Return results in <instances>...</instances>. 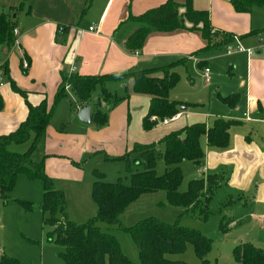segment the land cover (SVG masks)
<instances>
[{"label":"crops","instance_id":"obj_1","mask_svg":"<svg viewBox=\"0 0 264 264\" xmlns=\"http://www.w3.org/2000/svg\"><path fill=\"white\" fill-rule=\"evenodd\" d=\"M165 1L0 0V11L13 12L15 26L20 31L18 45L0 44L2 100L0 134L16 129L27 117L26 99L38 104L46 97L48 105H53L63 76H68L72 72L83 75L114 74L164 66L186 58V61L176 64L173 70L177 71L180 67L192 63V67L201 68L203 74L204 67H209V63L220 55L211 52L212 48L221 45L226 46L227 54L244 52L249 59L247 74L245 77H239L236 88L217 91L214 95L213 111L209 113L194 111L188 102L187 105H181L180 111L173 120L168 123L159 122L155 126L179 122V127L175 129L177 130L196 122H205L209 127L220 117L236 120L237 122L230 127V140L227 146H212L208 143L206 135H203L200 138L204 150L201 164L183 161L180 166L182 168L183 163L186 162L194 163L200 168L199 178L211 174L219 175L221 183L216 191H222V196L226 200L224 205H229L230 208V218L234 222L236 218L262 225L264 223V57L254 56L255 52H261L260 43L264 42L262 32L264 6L252 4L247 10L238 11L233 4L235 0H192L195 9L209 12L212 32L216 34L213 46L205 48L208 40L204 38L200 29L191 28L192 23L186 19V27L171 31L152 27L141 49H128L126 41L140 25L139 22L131 19V16L142 14ZM178 2L179 11L183 12L184 0ZM60 25L64 26L61 32L58 30ZM90 26H94V29L90 30ZM227 37H231V41L227 42ZM232 44H244L250 48L255 46L252 47L254 54L250 55L247 51L239 50L230 53L227 46ZM23 60H26L27 67L22 64ZM156 75L162 76V73ZM210 82L211 79L207 83ZM13 83L26 92V98L16 91ZM105 86L112 93L109 100L102 101L99 105L103 111L106 107L109 108L106 124L98 126L92 120L88 124L91 126H83L82 124L85 123L81 122L77 115L81 123L78 124L81 133L79 135L57 132V129L53 130L48 125L46 136L34 153V159L39 161L36 156L37 151L45 144L42 157L45 171L54 179L56 188L63 190L67 195L68 206V189L64 187L65 185L58 186L57 178L67 179V186L76 188L83 182V175L81 172L72 174L70 169L74 168L67 160L62 165L64 169L68 168L67 173L60 170V164H57L59 159L55 156L62 149L69 150L71 146H65V143L73 144L72 146L76 151H80L81 155L91 150L88 142L93 135L92 140L95 141V138L96 143L92 150H95L98 149L99 138L108 133L110 137L118 139L108 154L112 157H120L130 151L134 144L146 143L150 140L149 132L143 128V118L148 112L152 95L137 92L134 88V79L131 77L107 81ZM96 90H98L96 96L93 95L89 103L92 112L102 91L100 86ZM234 93L240 94V100L233 107L220 98ZM69 94L75 93L68 89V96ZM115 96H121L123 99L118 106L113 105L111 109L110 100ZM169 99L180 100L171 97ZM66 100L67 97L62 98L57 105L64 106ZM201 102V99L195 101L197 105L202 104ZM182 106L186 107L183 109ZM81 108L77 106L76 114ZM76 114L73 113L72 120ZM82 132L92 135L90 134V138L85 137ZM67 152L77 158V152L72 150ZM136 156L137 154L135 158ZM95 179L96 176H92L88 181L92 185ZM91 212V217L96 215L97 205ZM240 242L246 241L241 239L237 244Z\"/></svg>","mask_w":264,"mask_h":264},{"label":"trees","instance_id":"obj_2","mask_svg":"<svg viewBox=\"0 0 264 264\" xmlns=\"http://www.w3.org/2000/svg\"><path fill=\"white\" fill-rule=\"evenodd\" d=\"M233 4L236 10L244 11L252 4L264 6V0H235ZM182 6L185 10L180 12L178 0H166L142 14L132 15L131 19L136 20L140 25L128 37L126 47L132 50L141 49L152 27L171 31L186 27V19L192 23L191 28L200 29L204 38L208 40L205 48L213 46L216 34L212 32L209 12L195 9L192 0H184ZM15 27L13 12L0 11V44L6 46L14 44ZM231 39L227 37L226 41L229 42ZM184 61L186 58L164 66L114 74L83 75L72 72L68 76H63L51 107L46 97L38 104L26 99L27 117L16 129L0 134V200L5 204L16 202L31 210L33 208L31 201L10 198L9 194L21 173L31 179L41 180L43 187L41 208L43 213L47 214L44 221L53 227L48 238L64 247L60 252L63 264H133L122 251L117 237L103 231L99 226L100 222L115 224L131 233L138 247L141 264H187L184 260L172 259L168 255L183 253L188 243L194 246L200 260L199 264H211L207 255L211 250L212 240L200 230L178 223H168L155 216L142 219L128 227L121 223L119 217L143 193L159 190L165 192L169 204L183 206L192 211L199 210L203 217H206L210 200L221 183V177L211 174L205 178H194L190 181L188 189L181 191L184 175L180 163L193 161L198 165L201 164L204 150L200 138L203 135H206L208 143L212 146H227L230 140V127L237 122L236 120L220 117L209 127L205 122H196L167 134L163 138L165 144L163 158L167 166L163 175H159L156 171V145L140 142L134 144L131 151L119 157L126 160L128 169L131 170V182L127 184L122 180L106 181L104 173L96 171L91 193L97 205V213L82 223L67 217V200L64 191L56 188L54 179L45 171L43 159L40 161L34 159L35 151L46 136L53 109L68 95V89L75 93L79 107H84L89 105L97 87H101V94L92 112V120L98 126L108 121L107 112L99 108L102 101L112 97V93L105 86L106 82L129 77L134 79V88L137 92L152 95L148 112L143 118L144 129H149L158 123L152 119L153 116L162 119L176 115L181 105L187 103L170 100L168 93L179 81V73L173 70V67ZM157 73H162V76H157ZM14 88L26 98L24 90L16 84ZM220 98L233 107L239 102L240 94L234 93ZM26 143H29L26 150L19 151L16 148ZM131 152L137 154L134 161L140 169L136 171L131 167L129 155ZM234 255L240 264H264V249L249 241L237 244ZM3 260L19 263L16 258L7 255ZM2 263L3 261H0V264Z\"/></svg>","mask_w":264,"mask_h":264},{"label":"rangeland","instance_id":"obj_3","mask_svg":"<svg viewBox=\"0 0 264 264\" xmlns=\"http://www.w3.org/2000/svg\"><path fill=\"white\" fill-rule=\"evenodd\" d=\"M259 17V15H257ZM261 28V26H260ZM264 37V28L262 30ZM264 40V38H263ZM262 45L260 53L255 52L254 57H264V42L257 43ZM237 47L238 45L232 44ZM244 48L250 46L242 45ZM255 47V46H251ZM226 46H219L211 49V52L220 54L216 59L209 63L211 82L207 83L201 68H193L192 63L180 67L179 81L169 90L168 97L172 99H180L186 103H190L192 110L209 113L213 111L214 95L217 91H228L236 88L239 83V77H245L248 71V56L244 52L226 53ZM24 59V57H23ZM24 62V60H23ZM237 64V68H236ZM204 73V71H203ZM244 90V89H243ZM242 90V91H243ZM96 90L93 95L96 96ZM65 105H56L53 109L49 126L57 132L65 134H81L78 124H81L76 114L78 101L75 94H69ZM123 98L115 96L111 99V109L113 105L116 107ZM201 99L202 104L197 105L196 100ZM71 100V101H70ZM52 106V105H51ZM49 106V107H51ZM109 109V108H108ZM105 109L106 112L109 110ZM72 111V112H71ZM75 113V118L71 116ZM53 124V125H52ZM77 124V125H75ZM95 124V123H94ZM179 122H172L169 125L153 126L146 129L149 132L150 140L146 143H154L157 148L156 171L159 175H163L166 171V163L163 158L165 144L163 138L177 131ZM52 125V126H51ZM83 126H91L82 124ZM97 125V124H96ZM64 130H62L63 128ZM95 128H100L96 127ZM174 129V130H173ZM181 129V128H180ZM66 131V132H65ZM87 137L92 135L88 132H82ZM52 137V135H51ZM94 137V135H93ZM90 138L88 146H91L89 152L80 155V151L72 146L73 144L65 143V146H71L68 149H62L58 155L57 164H60V170L65 173L68 168H63V162L67 160L72 174L82 173V183L76 188L67 186L68 181L64 178H57L58 186L65 185L69 195V206L67 204L68 217L82 223L87 221L92 215V209L96 207L91 192L92 185L88 180L95 176L96 171L104 173V179L110 182L122 180L129 184L131 182V170L128 169L127 162L120 159L119 156L112 157L108 154L109 150L115 146L117 138L110 137L109 134L102 135L97 142L98 149L92 150L96 143ZM53 139V137H52ZM57 139V136H55ZM94 142V143H93ZM84 143L86 144L85 140ZM89 143L91 145H89ZM61 142H59V145ZM29 143L17 146L19 151H24L28 148ZM45 145V144H44ZM44 145L37 151L38 160H42ZM83 146V144H81ZM134 146V145H133ZM61 147V146H57ZM105 149V150H104ZM75 151L78 153L77 158L67 151ZM132 148L130 149V151ZM67 153V154H65ZM130 161L133 171L140 169L135 165L136 153L131 152ZM62 160V161H60ZM68 164V163H67ZM183 181L180 187L181 191L188 189L189 183L193 178H199L198 172L200 168L192 162H186L182 165ZM93 183V182H92ZM91 185V186H90ZM91 187V191H90ZM63 188V187H62ZM74 188V190H73ZM65 194V192H64ZM10 198H18L20 200H29L33 204L31 210L16 202L5 204L0 200V261L2 264H63L60 257V252L64 247L48 238L49 232L53 227L44 221L47 214H44L41 208L43 199V187L40 179H31L26 174L18 175L15 186L10 192ZM65 194L66 200L68 197ZM214 197L209 203V212L206 217L199 210L187 211L183 206L171 205L166 200V195L163 190L156 192L143 193L136 201L132 202L120 215V221L125 226H133L142 219L150 216L158 217L168 223H178L179 225L200 230L212 240V247L207 257L211 264H239L234 255V248L237 242L249 241L264 249V223L254 224L248 220H236L230 218L229 205H224L226 200L222 196V191H216ZM4 204H3V203ZM61 217L60 214H58ZM103 231L114 234L120 242L122 251L129 257L133 264H141L138 247L131 235L126 230L119 228L115 224L99 223ZM241 243V242H240ZM7 255L16 258L19 263L4 261V256ZM172 259H180L187 264H199L200 260L195 253L194 246L191 243L187 244L186 250L181 254L168 255Z\"/></svg>","mask_w":264,"mask_h":264},{"label":"built area","instance_id":"obj_4","mask_svg":"<svg viewBox=\"0 0 264 264\" xmlns=\"http://www.w3.org/2000/svg\"><path fill=\"white\" fill-rule=\"evenodd\" d=\"M89 29H90V30H93V29H94V26H90ZM58 30H59V32L63 31V30H64V26H63V25H60V26L58 27ZM13 33H14V35H15V42H14V43H15V45H18V44H19L20 31H19L18 28L15 27L14 30H13ZM227 47H228L227 50H228V52H230V53H231L232 51H234V50H239V51H247L250 55L254 54V50H253L252 48H244L241 44H238L237 47H234V46H232V45H228ZM23 65H24V67H27V66H28L26 60H24ZM203 70H204V73H203L204 78H205V80H206L207 82H209L210 79H211V78H210V68H209L208 66H206V67H204ZM246 115H248V114L246 113ZM174 118H175V115L172 116V117H165V118H162V119L157 118L156 116H153V117H152V119H153V120H156L158 123H159V122L168 123V122H170L171 120H173Z\"/></svg>","mask_w":264,"mask_h":264},{"label":"water","instance_id":"obj_5","mask_svg":"<svg viewBox=\"0 0 264 264\" xmlns=\"http://www.w3.org/2000/svg\"><path fill=\"white\" fill-rule=\"evenodd\" d=\"M186 106H182L184 109ZM78 117L81 122L85 124H90L92 122V107L87 105L80 109Z\"/></svg>","mask_w":264,"mask_h":264}]
</instances>
